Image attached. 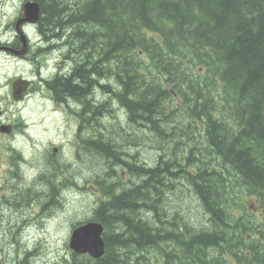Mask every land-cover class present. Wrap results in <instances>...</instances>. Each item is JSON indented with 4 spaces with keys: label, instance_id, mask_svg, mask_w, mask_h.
Masks as SVG:
<instances>
[{
    "label": "trees",
    "instance_id": "trees-1",
    "mask_svg": "<svg viewBox=\"0 0 264 264\" xmlns=\"http://www.w3.org/2000/svg\"><path fill=\"white\" fill-rule=\"evenodd\" d=\"M37 1L41 4L38 30L45 38L58 43L68 38L80 44L71 30L91 26L87 35L98 33L89 40L101 41L98 56L105 51L102 48H109L106 56L112 58L109 66L117 78L116 85L107 88L112 92L110 101L98 104L97 99L96 109L86 101L89 94L84 91L99 78L98 66L78 67L72 76L48 83L55 98L72 97L86 106L84 112L95 111L91 118L76 116L81 127L93 131L104 118L100 110L117 99L127 112V123L141 128L159 152L152 167L131 170L139 185L114 193L111 185L102 183L108 188H101L107 199L92 218L104 226L105 254L95 261L82 257L79 263L73 255V263L135 264L137 252L172 243L175 231L183 249L177 259L183 256L184 264L201 258L213 264L215 259L208 258L213 249L222 253L221 264H264V225L239 201L256 197L264 202V0ZM84 45L77 46L74 62L85 52ZM193 65L206 70V77L197 79ZM211 73L214 79L205 81ZM174 96L178 101L172 106ZM200 121L204 126L197 125ZM171 123L180 135L198 136V150H209L198 172L184 168L195 161L192 150L186 155L167 147L172 142ZM125 135L114 131L105 138L96 131L84 142V149L94 150L110 166L121 163L126 156L118 153L116 143ZM132 145L129 148H137ZM181 178H187V188L191 187L187 197L196 196L203 203L214 231L190 237L186 222L178 223L181 211L172 207L171 213L166 207L165 194ZM53 185L49 196L41 193L52 200L50 208L59 201ZM25 192L29 196V189ZM14 205L19 206L17 201ZM139 211L145 223L137 221ZM160 217L164 221L157 220ZM154 219L165 226L164 234L149 227ZM194 249H202V257L190 259L184 253ZM28 254L14 264H27ZM166 257L169 260L172 254Z\"/></svg>",
    "mask_w": 264,
    "mask_h": 264
},
{
    "label": "rangeland",
    "instance_id": "rangeland-1",
    "mask_svg": "<svg viewBox=\"0 0 264 264\" xmlns=\"http://www.w3.org/2000/svg\"><path fill=\"white\" fill-rule=\"evenodd\" d=\"M7 6L5 8V15L0 14V47L7 46L13 42V37L15 35L14 31V18L17 12L20 10V2L21 0H6ZM12 24V27L5 29V26ZM91 26H75L71 30L72 34H74L78 40H82L80 44H84L83 49L85 52L78 56V60H82L84 58L90 59V61L98 60V48H100L101 41H94L93 39L89 40V37L93 34H97L98 31L92 34L86 33V30L90 29ZM84 32V34H83ZM29 40L30 47L29 50L33 53L35 52L39 46H45L43 44V37L41 36L37 27L34 29H29ZM86 34V35H85ZM149 34V33H148ZM100 32V36H101ZM150 35V34H149ZM152 36V35H150ZM157 38V36H154ZM158 39V38H157ZM63 40V39H62ZM54 41H56L54 39ZM64 42V43H63ZM8 43V44H7ZM58 43V42H57ZM63 43V44H62ZM78 42L73 43L71 39H64L57 45H61L64 47H60L56 50L51 57L50 63L46 64L45 55L43 52L39 55L36 54L34 57L39 60L40 65L43 69H41L42 73L46 72V66H50L56 61H60L65 55H67L69 50L72 52L76 51L77 46L80 45ZM82 49V50H83ZM109 49V48H108ZM102 55L105 56L106 48H102ZM1 51V49H0ZM75 56L78 55L76 52ZM43 64V65H42ZM46 64V66H45ZM113 64V60L110 59L106 63V70L109 74H106L104 79H100L96 76L94 79L95 83H104L108 82L109 89L113 88L116 85L117 78L116 75H113V70H111V66ZM192 73L197 74V79H202L206 77V70L204 71L202 67L197 65H193ZM32 69V70H31ZM36 70L34 65H28L25 62H20L13 60L11 57H5L0 54V100H3L0 104V110H9L7 114L4 116H9L11 121H14L16 117H13V114L16 116L18 114L24 116V118L30 123L29 130L27 135H22L18 133L16 138L10 139L0 135V169L3 168V160H10L9 157L6 156L7 151L3 148V146H8V143H11L13 148L20 153L21 158L24 159V163L21 161H15L17 164L16 169V177L19 178L14 179V182H19L15 189V196L17 197V202L19 204L18 207L13 205L10 209L8 207H3L0 210V264H14L15 259L21 260L24 259L25 253L28 254L25 262L27 264H74L72 259V251L69 248V238L72 231L73 224L85 222L89 215L92 212V208L95 205L97 200L96 189L98 188L96 183L103 182L104 177L106 175V171L108 170L109 165L106 163L103 157L99 156L97 152L94 150L78 152L79 157H76L77 164L73 162L71 157L72 147L75 151L77 148V142L83 143L89 140V135H91V130L86 129L84 132L79 133V137L76 134L75 127L77 126V122L73 116L68 114V112L64 109V107H59L60 111L54 112L53 107L50 104L46 103L39 96H36V99L33 98L29 101L27 110H16V106L12 105L13 99L11 95V83L15 79V76L23 75L29 76L31 73ZM43 73V74H44ZM36 78V77H35ZM213 78V73H211L205 81L211 82ZM110 82V83H109ZM112 86H111V85ZM209 85V84H208ZM99 102L98 104H103L105 102L110 101L112 92L108 91L105 94L104 89H99ZM43 97V96H42ZM178 99L176 96L173 97L172 106L177 103ZM113 106V112L108 114L109 111H106L105 108H102L100 112H105L103 115L105 116L101 119V125L95 127V131L92 134L95 135V132L98 131L107 136V127L112 128V132L116 131L117 133H121L125 135L118 140L116 145L118 153L122 152H132L133 154L137 151L135 149L129 148V146H134L132 144L138 143V136H141L140 147L138 150L142 152L138 153L139 163L142 161L144 167H152L159 156V152L153 147V141L150 140L149 137L144 132L141 131V128L133 126L132 124H127V115L124 109H118L120 106V102L117 99L111 100ZM11 104V106H7ZM62 109V110H61ZM15 110L17 111L15 113ZM119 113H117L118 111ZM99 113V114H101ZM17 119V118H16ZM129 126L128 129L125 127ZM109 128V131H111ZM122 128V129H121ZM176 125L170 124L169 130L172 132V148H175L178 141H188V143L184 146L191 148L196 165L193 163H189L186 168V171L195 173L203 168L205 163V158L203 154L208 152L207 148H199L198 150V140L199 137L196 135H187L182 133L178 135L174 129ZM125 129V130H124ZM108 131V133H109ZM182 146V147H184ZM56 147L58 149L57 153L54 155V160L61 166H66L67 168H62L61 176L58 178H54L55 182L72 180L75 182L74 186L66 187L61 192H57L56 197L59 195L58 203H53L51 208L49 200L42 198V194L44 193L45 197H47V193L52 191V184L50 183V178H47L49 174H53L54 171L58 167H54L50 164V168L45 163L44 157L47 153H52V148ZM180 147V148H182ZM179 148V149H180ZM178 149V150H179ZM211 151V150H210ZM137 154V152H136ZM135 155V154H134ZM211 157V156H210ZM213 159V156H212ZM167 160L171 161V158L168 157ZM131 162H134L131 160ZM11 166V165H10ZM137 165H135V168ZM176 171V169H173ZM38 172L41 175H44V178L41 180L39 178H35ZM207 176V175H206ZM28 177V178H27ZM56 177V176H55ZM133 185H139V179L134 175ZM183 183L182 185L179 183ZM45 186L44 184H48ZM187 178H181L178 181H174L172 183V193L165 194V205L168 209L172 211V207L178 208L181 211V215L178 217V223L186 222L188 227L190 228V237L196 236L200 232L207 233L209 231H214V227L211 229V223L208 220V216H206L204 211L203 203L194 196L193 198H188V192H191V187L187 188ZM6 184V182H1L0 185ZM186 185V187L184 186ZM4 188L3 191L0 190V201H2V196L11 197V194L6 191ZM104 188L107 190V186ZM29 189V196L25 192ZM82 189V190H81ZM120 190H114V193H119ZM237 193V192H235ZM39 194L41 196H39ZM172 195L174 196L173 200L176 201L178 206L172 205ZM54 196V197H55ZM44 197V196H43ZM32 198L36 200V202L32 201ZM47 205V214L44 213V210H41V202H45ZM31 201L30 207L27 212H30L27 219V223L31 222L30 227L19 226L14 229V225L22 219L24 211L22 209ZM244 204V207L247 208V211L251 212L255 215V219L258 224H262V216H261V206L259 205V199L256 197L252 198H243L239 200ZM37 203V204H36ZM249 205H254L253 209H249ZM3 209H5L3 211ZM143 212H138L137 221H142L145 223V218L143 216ZM22 216V217H21ZM25 216L24 218H26ZM23 220V219H22ZM160 222L164 221L163 217H160ZM156 219L150 220L149 227H152L153 230L161 231L164 234L165 226H162ZM224 222V221H223ZM225 223V222H224ZM216 225V223H213ZM192 227V229H191ZM216 229H220L216 226ZM207 230V231H206ZM13 232V235H12ZM114 232V231H113ZM211 233V232H210ZM194 234V235H193ZM178 237L175 235V231H172V243L166 244L163 247H149L137 252L135 264H184L182 262L183 256L181 257V261L177 259V255L174 254L173 250L176 248H180L183 253L182 247L178 242ZM17 243H15V241ZM120 249L116 251L119 252ZM202 249H194L192 253L184 251L190 259L192 257L200 258ZM211 251V250H210ZM122 252V251H120ZM171 253L172 258L167 260L166 254ZM208 253V252H207ZM179 256V254H178ZM209 259H215L213 264H221L223 257L222 253L213 249L210 253H208ZM203 260V261H202ZM187 260L188 264H208L207 260L204 261L203 258L191 261ZM79 263V260L77 261Z\"/></svg>",
    "mask_w": 264,
    "mask_h": 264
},
{
    "label": "flooded vegetation",
    "instance_id": "flooded-vegetation-1",
    "mask_svg": "<svg viewBox=\"0 0 264 264\" xmlns=\"http://www.w3.org/2000/svg\"><path fill=\"white\" fill-rule=\"evenodd\" d=\"M34 1H36V2H38L40 4L39 1H37V0H34ZM40 7H41V4H40ZM15 52H18V47L17 46L12 48V53L15 54ZM75 52L76 51L72 52V50H69L67 55H65L60 61H58V62L56 61L55 63L51 64L49 67L46 66V64H45L46 72L45 73L43 72L44 73L43 74L42 71H38L37 74H36V78L34 77L33 81L36 80L35 82L37 84L38 83L41 84L49 92L52 93V97L51 98H52V100L54 102L52 100L51 101L53 102L55 107L56 106L64 107L67 110H70V111H72L73 113H75L77 115H83L85 117L91 118L94 115L95 111H92L91 113L90 112H84V110L86 109L85 108L86 106L83 105L82 103L76 101L72 97H67V98L64 97V98L58 100V99L55 98V94L53 93V91L49 90L48 87H47L48 83H52L55 80H63V79H66V78L72 76L73 73L76 71V68H78V67H82V68L86 67L88 69L92 65L94 67L98 66V72H99V75H100L99 76L100 79H104V77H106V74H109L108 71L106 70V63L109 61V58H107L106 55L109 54V52L105 53V56H103L102 54L99 55L98 56V60H96L95 62L94 61H90V59H86V58H84L82 60H76V62H74V59H75V55L74 54H75ZM43 55H45L44 57H46V58L49 57V56H52V55L48 54L47 51H45L43 53ZM23 58L27 62H30V64H33L35 66L37 65V67H38V64L36 62L37 58L34 57V53H32L31 51L28 52ZM50 62H51V60L48 61L47 63H50ZM37 80H38V82H37ZM34 83L32 84V86L29 89L30 92L36 90L34 88V86H35ZM96 86L98 87V89H96ZM103 86H107V83L106 82H104V83H97L96 82V83L92 84L87 90L84 91L86 93L88 92L87 94H89V96L86 98V101L89 102L92 105L91 107H93V108L96 107V103L95 102L97 101V99H99V93H98L99 89H104L105 90V94L108 93L107 92V88L108 87H104L103 88ZM47 97H49V95ZM106 107H107L106 111H109L108 114H111L113 112V110H114L113 106H112V103H111L110 106H108L106 104ZM117 108L118 109H122L121 107H117ZM94 109H96V108H94ZM54 110H59V109L57 108V109H54ZM117 113H119V111ZM126 115H127V112H126ZM75 120L78 121L77 118ZM126 120H127V118H126ZM128 127L129 126L125 127V129H128ZM109 128H111V127H107V136H108V134L112 133V128H111V131H109ZM75 129H76V133L84 132L86 129H90L91 130V135H94V134H92V132H93L92 128L81 127L79 125V122H77V126L75 127ZM13 131L14 132L16 131L15 127L13 128ZM108 131H109V133H108ZM140 139H141V136L139 135L138 136V140H137L138 141L137 148H136L137 154L139 152L138 149L140 147V144L142 143V142H140ZM141 141H142V139H141ZM70 150H71V157L73 159V162H75L77 164H80V163L76 162V157L77 158L79 157L78 152H83L86 149H82L80 147V145H79V146H77L76 151L72 147L70 148ZM122 154H125V156L127 158L126 159L125 157H122V162L121 163L123 165L127 166V168L125 167L124 171L122 172V174L124 176L123 178H134V174H132V175L128 174L127 176H125V172H129V170H134L133 162H131V160L129 159V157L130 158L132 156L134 157V154L132 152H123ZM54 155L55 154L52 152L51 154L47 153L46 156L44 157L45 163L48 165L49 168H50V164H52V165H55V164L60 165L57 162H55ZM137 158H138L137 166L139 167V164H141L140 167H143V162L141 161L139 163V156ZM35 173H37L35 178H44V175H41L38 172H35ZM114 175H116V171H114ZM47 178H57V177H54L53 174L52 175L49 174ZM133 181L134 180H132L130 182L131 185H133ZM179 183L181 185L183 184L181 182H179ZM184 186L186 187V185H184ZM177 249H180V248H177Z\"/></svg>",
    "mask_w": 264,
    "mask_h": 264
},
{
    "label": "water",
    "instance_id": "water-1",
    "mask_svg": "<svg viewBox=\"0 0 264 264\" xmlns=\"http://www.w3.org/2000/svg\"><path fill=\"white\" fill-rule=\"evenodd\" d=\"M23 18L18 20L16 23V30L21 34L20 25L29 22L36 23L39 19L40 6L37 2L28 1L22 8ZM23 43V50L20 52L23 54L25 52V39L21 35L20 37ZM15 86V85H14ZM17 99L18 96L15 95ZM263 221H264V206H263ZM102 228L99 225L87 224L85 226L76 229L71 237L70 248L78 254L89 253L93 258H99L102 256L103 242L100 238Z\"/></svg>",
    "mask_w": 264,
    "mask_h": 264
}]
</instances>
